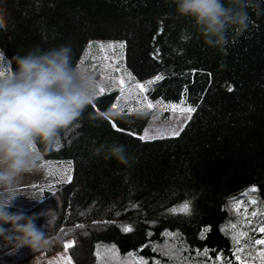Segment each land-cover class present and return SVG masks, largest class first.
<instances>
[{
    "label": "trees",
    "instance_id": "1",
    "mask_svg": "<svg viewBox=\"0 0 264 264\" xmlns=\"http://www.w3.org/2000/svg\"><path fill=\"white\" fill-rule=\"evenodd\" d=\"M247 2V28H229L227 43L214 48L173 0H0L8 21L0 52L10 70L31 48L70 45L76 63L90 39H116L133 79L163 77L147 87L150 100L184 98L195 109L178 136L141 140L150 110L111 111V88L61 130L59 143H38L43 157L71 162V179L43 190L42 201L8 209L56 210L50 228L47 217L35 220L48 239L41 249L70 240L75 264H104L98 249H114L110 264H237L239 232H247L241 243L260 237L253 228L264 224V0ZM105 142L124 145L129 165L92 155ZM252 186L257 191L244 195ZM185 201L190 212L171 211ZM234 201L258 215L244 217ZM34 252L0 237V264Z\"/></svg>",
    "mask_w": 264,
    "mask_h": 264
},
{
    "label": "clouds",
    "instance_id": "2",
    "mask_svg": "<svg viewBox=\"0 0 264 264\" xmlns=\"http://www.w3.org/2000/svg\"><path fill=\"white\" fill-rule=\"evenodd\" d=\"M173 2L178 16L190 18L205 43L214 48L227 43L229 28L245 29L250 19L247 0H228L227 5L223 0ZM7 23L6 16L0 14V29H6ZM12 61L15 68L0 71V237L16 248L28 246L38 251L48 239L35 220L37 216L47 217L50 228L57 219L56 210L25 215L8 209L20 195L43 200V195L25 194L20 188L22 176L38 168L41 154L37 145L59 143L61 130L73 125L93 103L101 82L82 62L73 63L70 45L49 50L31 48ZM102 154L105 159L130 163L121 144L105 142L92 149V155Z\"/></svg>",
    "mask_w": 264,
    "mask_h": 264
},
{
    "label": "rangeland",
    "instance_id": "3",
    "mask_svg": "<svg viewBox=\"0 0 264 264\" xmlns=\"http://www.w3.org/2000/svg\"><path fill=\"white\" fill-rule=\"evenodd\" d=\"M118 43L122 44L119 40L116 39H90L87 42V45L78 62H82L86 68L94 73L96 78L101 82V85H103L106 90L111 88H115L117 90L116 97L110 107L111 111L125 108V101H127V107L136 109L138 107L136 99L141 95L139 90L137 89V84H145L147 81H150L153 78L157 77V75L150 77L146 81L135 80L133 79L132 75V79H129L124 75L125 70L127 73H130V71L127 69L123 61V48L106 50H101L95 46L89 48V44L107 45ZM105 56L107 57V60L103 59ZM106 64L111 65L112 68H109L107 71H105L104 66ZM113 68L118 70L113 71ZM0 71H10L8 59L3 55L0 56ZM104 77H109V80L106 81ZM121 77H123L124 79V85L122 86L125 90L123 93L125 98L124 100L120 99V97L122 96V92L121 85L119 84V79ZM143 95H146V92H144ZM148 100L153 104H156L157 101H162L163 105L177 106H181L182 101L185 102L184 98L178 101L163 99L152 101L149 98ZM114 105H116L117 107L114 108ZM163 105L150 109L149 119L147 120L142 131L139 133V136L143 135L146 130H151L150 135L152 136H160L161 133H164L170 129H178L184 126V124L188 120V114L167 109ZM184 106L191 107V105H189L187 102H185ZM69 176H71V162L69 160H54L51 158H45L41 155V158L38 162V168L33 172L26 173L22 176L20 181V188L25 194H36L37 196H39L43 195V190L54 189L57 183L67 180ZM37 201L38 200L20 195L15 198L12 204L28 207L35 204ZM69 242L70 240L65 241L59 249L52 252H46L43 249L35 251L31 256L20 260L17 264H63L61 257H71L69 250L65 249L64 247V245ZM71 261L72 264H75L72 257Z\"/></svg>",
    "mask_w": 264,
    "mask_h": 264
},
{
    "label": "snow or ice",
    "instance_id": "4",
    "mask_svg": "<svg viewBox=\"0 0 264 264\" xmlns=\"http://www.w3.org/2000/svg\"><path fill=\"white\" fill-rule=\"evenodd\" d=\"M185 39H187V37H184ZM97 47L101 50H106V49H114V48H123L124 45L123 44H89V48L92 47ZM103 59L107 60V57L105 56ZM109 68H112L111 65H105L104 66V70L107 71ZM113 71H116L118 69H112ZM124 75L127 76L129 79H132L131 74L127 73L126 70L124 72ZM104 79L106 81L109 80V77H104ZM163 79L162 76H157L155 78H153L150 81H147L145 84H137V89L140 92V96L139 98L136 99L137 105L138 107L136 109H132L130 107H127V101H125V108H121L120 111L124 114H127V112L130 111H137V112H143L146 109L150 110L153 109L155 107H159L163 105L162 101H157L156 104H153L151 101L148 100L146 95H143L144 92H146L147 87L155 82H157L158 80ZM115 82V81H112ZM119 84L121 85V92H122V96L120 97L121 100H124V88L122 87L124 85V79L123 77H121L119 79ZM231 90V89H229ZM106 91L105 87L103 85L100 86L99 88V92L97 93V95L99 94H103ZM185 102L182 101L181 106H177V105H163L165 108L173 110V111H180L181 113H187V119L191 118V113L193 111H195L194 108L190 107V106H184ZM114 108L117 107L116 105L113 106ZM114 128H116L117 131H121L114 123L112 125ZM183 130L182 127L178 128V129H170L164 133H161L160 136H152L150 135V131L151 130H146L145 133L141 136H139L138 138L141 140H145V139H155V138H163L164 135H169V136H178L180 134V132ZM68 179H71V176L68 177ZM257 189L255 186L250 187L249 189H247L244 193V195H249L250 193L256 192ZM249 203L251 204H256L257 201L256 200H250ZM264 203V202H262ZM234 207L236 208V210L238 212H243V216L247 217L248 215L251 216H256L258 215L257 212L253 211L252 213H247L246 210L243 209V206L239 203L234 201ZM172 212H184V213H188L190 212V203L188 201H185L183 204L179 205L176 208L171 209ZM245 223H251L250 220L245 219L244 221ZM232 228L233 231L236 230V225H232L230 226ZM124 231H131L130 227H124L123 229ZM260 233V237L259 238H255L254 236L252 237H248L247 240H245L243 243H241L242 238L247 236V232L246 231H241L239 232L238 236L234 238V242L237 245V247L235 248L234 252H233V256H234V260L235 262H237V264H264V224H261L259 226H255L253 228V233ZM246 245H248L249 247H246ZM73 245L71 242L66 243L64 245L65 249L71 248ZM260 246V247H257ZM114 251V249H105L103 251L99 250L96 253V256L101 259L102 262H104V264H110V259H109V254ZM131 255V254H130ZM218 260L222 259L221 257H217ZM61 260L63 261V264H72L71 261V257H61ZM139 264H147V262L145 261H140ZM227 264H233V261H228Z\"/></svg>",
    "mask_w": 264,
    "mask_h": 264
},
{
    "label": "crops",
    "instance_id": "5",
    "mask_svg": "<svg viewBox=\"0 0 264 264\" xmlns=\"http://www.w3.org/2000/svg\"><path fill=\"white\" fill-rule=\"evenodd\" d=\"M112 105V104H111ZM111 107V106H110ZM115 111H117V110H115Z\"/></svg>",
    "mask_w": 264,
    "mask_h": 264
}]
</instances>
